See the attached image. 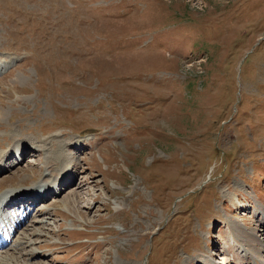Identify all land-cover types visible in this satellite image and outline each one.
Instances as JSON below:
<instances>
[{
  "label": "rangeland",
  "instance_id": "374dc122",
  "mask_svg": "<svg viewBox=\"0 0 264 264\" xmlns=\"http://www.w3.org/2000/svg\"><path fill=\"white\" fill-rule=\"evenodd\" d=\"M7 153L0 195L62 192L0 264H250L264 250V0H0Z\"/></svg>",
  "mask_w": 264,
  "mask_h": 264
},
{
  "label": "bare ground",
  "instance_id": "6f19581e",
  "mask_svg": "<svg viewBox=\"0 0 264 264\" xmlns=\"http://www.w3.org/2000/svg\"><path fill=\"white\" fill-rule=\"evenodd\" d=\"M25 147H27V146H25ZM25 147H23L24 148V151H22L23 148H20V150H19V154H20L21 161L20 162H17L18 165H20L19 163H22V158L27 153V149ZM8 154L9 153H7V156L6 155L0 156V175L2 174V172L4 171V168H5V166L4 167H1V166H3L1 163L5 162V164H6L9 161V155ZM10 155H13V153L12 154L10 153ZM56 166H59V164H55L54 165V163H52V162H50V163L47 162V164H46V171L45 172L48 173L49 171L52 170L48 177H53L56 169H58V168L61 169L60 167H56ZM31 169H32L31 167H30V169L28 167H25V170H31ZM29 177H33V175L30 174ZM67 177L64 176V178L62 179V181L60 182V184H58V186L62 185L63 181L66 180ZM23 180H26V179H23ZM47 181H44V180L42 181L41 180L37 184L33 185V187H30L28 189L27 188H22L23 187L22 184L19 183L16 186L17 187L16 189H14V190H7V191H5V193L3 192V194L0 195V216H1L0 220L2 222H11L12 225H11L10 228H12L13 225H16L17 226V231H18L19 227H22L23 226V229H24V227L26 226V224L31 222L30 217H34V215L36 217V215H39V213L40 214H43L44 213L45 215H47L46 212H43V210H41V209L39 210V208L40 207L43 208L44 204L46 202H49L52 199H54V197H57V196L59 197V195H61V192H62V191H59V193L57 194L58 189H56L54 191H52L51 189L49 190V188L52 187V184L49 187L44 186V184H43V183H47ZM56 188H58V187L56 186ZM61 189H63V187ZM28 200H30V201H28ZM69 204L71 205V202L70 201H69ZM19 206L23 207V210L22 211H18V212L14 213V214H5V213L2 214L3 209H5L6 207L16 208L17 209ZM41 222L44 223V226H49V224L47 225L44 222V220H42ZM30 235L31 236L32 235H36V236H40V237L42 236L43 237L46 234H44L42 230H36L35 229L33 231V233H31ZM244 237L246 239H244V240L241 241L243 243L249 242V238H250V240H252L251 236L244 235ZM25 242L27 243L25 245L27 247L36 244V242L35 241H32L31 239L28 240V241H25ZM254 242H255V239H254ZM256 242H259V241H256ZM27 247H26V249L24 248V246L20 247V253H21V255L23 257H31V258L34 257L33 254H37V253H35L33 250L32 251H26L27 250ZM0 248H2L1 245H0ZM32 252H34V253L32 254ZM1 253H4V252H0V254ZM249 254L252 256V260L255 262V264H260V260L262 258H264V250H260L258 248H256L254 251L250 252ZM252 260H251V262H252ZM251 262H250V264H251ZM238 263L240 264L241 261H238ZM222 264H224V263L222 262Z\"/></svg>",
  "mask_w": 264,
  "mask_h": 264
}]
</instances>
